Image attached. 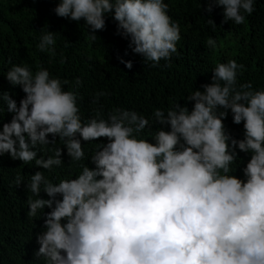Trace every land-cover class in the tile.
I'll use <instances>...</instances> for the list:
<instances>
[{
  "label": "clouds",
  "instance_id": "clouds-1",
  "mask_svg": "<svg viewBox=\"0 0 264 264\" xmlns=\"http://www.w3.org/2000/svg\"><path fill=\"white\" fill-rule=\"evenodd\" d=\"M207 3L209 14L213 6L223 8L222 23L242 25L244 14L255 11L254 0ZM53 11L83 21L92 40L111 16L117 34L153 68L179 55L181 27L165 0H59ZM207 23L215 31V22ZM41 31L37 48L54 57L57 33ZM206 43L217 47L211 37ZM118 59L132 69L131 61ZM243 70L235 59L217 63L211 82L188 95L184 106L174 103L167 115L156 109L160 127L150 142L140 135L149 128L144 115L115 108L107 119L99 110L84 119L78 91L65 90L67 79L42 67L33 72L27 64L13 65L5 78L25 96L17 106L0 92L12 114L10 122L0 118V157L34 161L52 172L63 165L62 149L71 167L85 159V144L107 141L91 155L94 168L80 164L75 178L54 184L45 171L31 175L26 187L36 198H27V216L39 210L44 218L35 258L43 264H264V89H254L251 81L238 84ZM81 85L77 78L75 86ZM105 95L97 92L93 103ZM188 102H194L191 111ZM229 112L233 124H243V139L226 129ZM57 138L63 147H55ZM49 145L53 155L37 158L38 147ZM237 149L250 155L243 179L232 174ZM14 183L19 187L23 177L18 174ZM41 191L49 199L39 198Z\"/></svg>",
  "mask_w": 264,
  "mask_h": 264
},
{
  "label": "trees",
  "instance_id": "trees-1",
  "mask_svg": "<svg viewBox=\"0 0 264 264\" xmlns=\"http://www.w3.org/2000/svg\"><path fill=\"white\" fill-rule=\"evenodd\" d=\"M58 2L0 0V92L9 93L17 106L25 93L7 81L8 70L13 65L27 64L33 72L42 67L53 77L67 79L70 83L65 90L78 91L82 118L95 115L97 110L102 111L105 119L115 108L134 110L149 119L150 130L146 128L140 135L152 142L160 127L155 122L154 111L162 109L167 115L174 103L184 106L188 95L194 90L203 91L201 85L211 82L217 63L235 59L244 65V70L238 72V84L251 81L254 89H264V0H254L255 11L250 16L244 14L246 20L242 25L233 21L222 23L221 7L213 6L210 14L206 12L207 0H165L168 14L181 27V39L177 43L179 55L173 54L168 66L161 60L155 68L132 52L129 40L117 34V23L111 16L106 17L105 30L98 31L97 38L92 40L83 21L77 23L55 15L53 9ZM207 19L215 22V31ZM41 29L57 33L54 57L37 48L43 34ZM209 37L217 42L215 50L207 46ZM61 56L65 58L64 63L60 62ZM118 57L131 61L132 69L126 68ZM77 78L82 81L79 87L75 86ZM102 91L108 95L100 97L99 103L94 104L96 93ZM193 103H187L190 111ZM0 109L4 110L0 112L3 122H10L12 114L6 111V103L0 102ZM224 124L234 138L243 139V124H233L230 112ZM48 138L52 139L51 136ZM106 142L101 138L85 144V159L71 167L67 150L62 149L63 165L54 167L52 172L35 167L34 161L25 165L8 155L0 157V264H43L42 258L38 260L34 254L39 249L36 236L44 230V218L39 210L36 217L27 216V198H36L26 187L31 175L45 171L46 178L54 184L61 179L75 178L82 170L80 164L94 168L89 161L91 155L97 150V143ZM49 147L52 146L38 147L37 158L43 155L47 159L53 155L48 151ZM55 147H63V141L57 138ZM237 152L238 160L232 165V174L243 179L242 169L250 155L239 149ZM18 174L23 177L19 187L14 183ZM39 198L49 199L43 191ZM48 211L44 209L45 213Z\"/></svg>",
  "mask_w": 264,
  "mask_h": 264
}]
</instances>
